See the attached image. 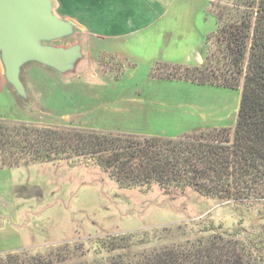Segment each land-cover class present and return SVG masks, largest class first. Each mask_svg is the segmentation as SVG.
<instances>
[{
    "label": "rangeland",
    "instance_id": "374dc122",
    "mask_svg": "<svg viewBox=\"0 0 264 264\" xmlns=\"http://www.w3.org/2000/svg\"><path fill=\"white\" fill-rule=\"evenodd\" d=\"M1 2L2 0L0 4ZM233 2H215L216 4L209 6L208 13L214 19L217 5L219 8L235 9ZM37 6V0H29L25 4L19 28H13L10 24L0 25L1 72L22 108L25 119L32 123H27L24 119L22 122L4 121L101 133L80 128L67 117L57 120L48 105L38 102L37 87L31 82L27 86L26 79L30 72H35L34 68L44 71L61 83H71L89 73L96 64L89 58V53L81 54L84 38L61 19L54 18L39 24L35 22ZM28 18L32 19L29 25L26 21ZM213 50L214 45L210 44L206 56ZM174 66L178 65H161L157 68V73L165 75ZM122 68L118 63L104 68L103 65L98 66L101 74H109L115 78L120 77ZM90 87L93 93L101 91L103 96V89ZM23 89L25 96H22ZM68 95L71 105L78 112L85 107L88 111L96 105L95 102L74 97V92H69ZM173 95L176 98L180 93ZM240 95L241 88L209 92L201 87L195 93L189 92L187 107L192 110L197 108V112L201 110L195 114L197 118H202L205 127L226 128L232 134L236 124V116L232 115L233 108L235 106L238 109ZM184 97L181 96L182 99ZM222 115H227L224 124L229 123V127H220L217 123ZM105 120L109 121L108 118ZM72 121L76 123L77 119ZM195 123L197 126L202 125L197 120ZM210 130H195L165 139L173 140ZM76 161L74 167L68 166L64 161L23 163L13 169L0 171V258L19 250L27 251L31 256L46 258L57 247L68 245L72 247L70 258L73 264H103L106 256L97 251V244L108 237L137 234L136 241L143 240L146 244L128 251L136 254L208 237L212 233L203 231L210 225L217 230L221 228L219 231L240 230L238 239L246 244L255 243L262 249L264 256L263 206L248 208L231 201L207 198L191 189L165 190L154 185L149 190H125L89 161ZM74 245H78L81 250L75 252Z\"/></svg>",
    "mask_w": 264,
    "mask_h": 264
},
{
    "label": "trees",
    "instance_id": "16d2710c",
    "mask_svg": "<svg viewBox=\"0 0 264 264\" xmlns=\"http://www.w3.org/2000/svg\"><path fill=\"white\" fill-rule=\"evenodd\" d=\"M233 1L235 9L215 5L216 29L206 39V51L210 44L214 50L199 67L178 65L161 75L158 64L151 71L159 79L241 88L232 134L215 128L173 140L138 138L0 120V171L23 163L64 161L74 167L83 159L125 190L191 189L211 199L264 207V0ZM117 63L122 66L105 54L99 59L103 68ZM220 229L210 225L203 231L212 233L208 237L136 254L128 251L146 244L136 241L137 234L108 237L97 251L106 256L103 264H264L262 249L239 240L240 230ZM71 252L72 247L59 246L45 258L19 250L1 257L0 264H73Z\"/></svg>",
    "mask_w": 264,
    "mask_h": 264
},
{
    "label": "crops",
    "instance_id": "0c3cea01",
    "mask_svg": "<svg viewBox=\"0 0 264 264\" xmlns=\"http://www.w3.org/2000/svg\"><path fill=\"white\" fill-rule=\"evenodd\" d=\"M219 1L223 0H53L55 13L77 27L76 32L84 38L83 52L89 53L96 64L71 83H61L34 68L35 72H30L26 79L27 86L31 82L37 87L38 102L48 105L57 120L67 117L72 124L91 131L170 138L212 129L196 117L197 108L187 107L188 94L201 87L209 92L229 89L159 79L152 77L151 71L158 64L186 67L202 64L206 39L216 29L208 9ZM101 54L122 63L120 77L100 73ZM90 86L103 89V96L101 91L93 93ZM69 92L96 105L78 112L71 105ZM177 92L180 95L175 98L173 94ZM237 111L234 106L232 115L236 119ZM200 112L199 109L197 113ZM74 118L76 123L72 121ZM226 118L227 115L219 118L220 127H229V123L224 124ZM23 119L32 123L25 119L0 68V120ZM196 120L202 125L197 126Z\"/></svg>",
    "mask_w": 264,
    "mask_h": 264
},
{
    "label": "water",
    "instance_id": "95a60500",
    "mask_svg": "<svg viewBox=\"0 0 264 264\" xmlns=\"http://www.w3.org/2000/svg\"><path fill=\"white\" fill-rule=\"evenodd\" d=\"M29 0H2L0 4V12H8V17L7 18H2L0 19V25H7L10 24L11 27L13 28H19L22 25V10L25 4H27ZM38 2V13L35 19V22L39 23H45L48 22L54 18L56 19H61L66 25L70 28L73 29V31L77 28L72 22L66 20L65 18L58 17V15L55 13V10L52 6V1L51 0H37ZM41 4H43L46 8V14L44 15L41 12ZM28 25L32 23V19L28 18L26 19ZM25 24V22L23 21ZM76 31V30H75ZM83 49L81 46V54L83 53ZM80 55V53L78 54ZM9 87V86H8ZM10 88V87H9ZM22 91V90H21ZM24 91V89H23ZM25 91L22 92V96H25Z\"/></svg>",
    "mask_w": 264,
    "mask_h": 264
},
{
    "label": "bare ground",
    "instance_id": "6f19581e",
    "mask_svg": "<svg viewBox=\"0 0 264 264\" xmlns=\"http://www.w3.org/2000/svg\"><path fill=\"white\" fill-rule=\"evenodd\" d=\"M41 12L45 15L46 14V8L43 4H41ZM2 15H3V18H7L8 17V12H0V19L2 18Z\"/></svg>",
    "mask_w": 264,
    "mask_h": 264
}]
</instances>
